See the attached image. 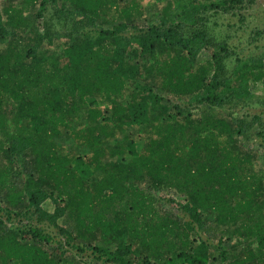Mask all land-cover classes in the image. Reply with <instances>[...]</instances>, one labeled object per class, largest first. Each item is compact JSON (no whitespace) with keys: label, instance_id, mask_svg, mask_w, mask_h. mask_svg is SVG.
Masks as SVG:
<instances>
[{"label":"trees","instance_id":"16d2710c","mask_svg":"<svg viewBox=\"0 0 264 264\" xmlns=\"http://www.w3.org/2000/svg\"><path fill=\"white\" fill-rule=\"evenodd\" d=\"M104 1L0 9V215L13 226L0 220V264L263 263L264 123L225 113L253 100L263 63L228 71L227 40L191 30L195 1L154 0L158 22L142 27L128 23L135 3L97 28Z\"/></svg>","mask_w":264,"mask_h":264},{"label":"rangeland","instance_id":"374dc122","mask_svg":"<svg viewBox=\"0 0 264 264\" xmlns=\"http://www.w3.org/2000/svg\"><path fill=\"white\" fill-rule=\"evenodd\" d=\"M190 1L197 2L201 7L198 19H203L201 23L199 22L200 25H198V23V26L194 28L191 27V30L195 31L199 28L204 29L207 35L211 39H216L218 43L227 40L228 52L234 54L226 61L228 71H231L233 65L236 64L237 58L244 62L250 59L261 60L264 65V0H242L240 4H230L232 0H186L185 4ZM135 3H138L140 8L135 12L133 11L131 18L128 19V23H135L141 27L147 24V20L158 22V17L155 14H157V10L165 6L156 5L154 0H105L99 11V19L95 21L94 27H108L113 21L121 17L122 11L130 9ZM215 3H223L222 8L217 9L210 7V5H215ZM7 6L6 0H0L1 10L5 9ZM204 7L207 9H204ZM57 9V5H51V8H49L45 15L48 24L50 23L49 25L55 27L58 25L59 20L57 19L59 17ZM214 49L215 48H211L210 50L213 51ZM208 56L212 57L211 53L200 57L199 62H206ZM241 60L238 61L241 62ZM252 92L254 95L252 101H248L247 103L243 102L242 105L235 108H228L225 111V113H227L226 115L232 118H242L248 122L254 121L256 124L264 123V84L259 83L255 85ZM133 133V137L136 140L143 136L145 139L149 137L144 131L139 133L134 131ZM144 142L145 140L141 141V143ZM156 196L158 199L162 200L165 208H168L181 217H185L176 203H170L171 199H180L174 192L163 191L156 194ZM48 209L53 210V207L49 205ZM208 217L209 224H211L209 231L211 230L212 235L214 234V236L220 237V226L217 228L215 217ZM0 220H3V222L7 224V228L13 227L11 223L6 221L1 215ZM244 246L246 245H237L236 250L239 252L240 250L243 251ZM253 247V253H257L256 255L259 257V253L256 250L257 245L253 244ZM220 260L217 261L218 264L222 263V260ZM261 264H264V262Z\"/></svg>","mask_w":264,"mask_h":264}]
</instances>
